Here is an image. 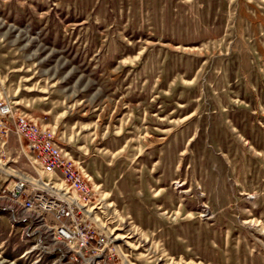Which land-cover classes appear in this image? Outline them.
Listing matches in <instances>:
<instances>
[{
  "label": "rangeland",
  "instance_id": "obj_1",
  "mask_svg": "<svg viewBox=\"0 0 264 264\" xmlns=\"http://www.w3.org/2000/svg\"><path fill=\"white\" fill-rule=\"evenodd\" d=\"M0 98L90 178L91 264H264V0H0ZM39 175L0 141V264H86L5 204Z\"/></svg>",
  "mask_w": 264,
  "mask_h": 264
},
{
  "label": "built area",
  "instance_id": "obj_2",
  "mask_svg": "<svg viewBox=\"0 0 264 264\" xmlns=\"http://www.w3.org/2000/svg\"><path fill=\"white\" fill-rule=\"evenodd\" d=\"M12 134L22 152L37 165L40 177L34 180H39V187H32V181L19 179L12 182L11 188H6V193L17 194L26 203L37 204L38 211L45 213L56 230V237H63L72 246L71 261L80 262L92 253L85 262L91 264L102 254L100 247L105 239L91 228L88 206L94 192L90 178L57 142L54 130L43 128L28 114H15L12 105L0 98V141L4 143ZM25 223V229L29 232L31 229L30 235L39 239L31 224L26 220Z\"/></svg>",
  "mask_w": 264,
  "mask_h": 264
},
{
  "label": "bare ground",
  "instance_id": "obj_3",
  "mask_svg": "<svg viewBox=\"0 0 264 264\" xmlns=\"http://www.w3.org/2000/svg\"><path fill=\"white\" fill-rule=\"evenodd\" d=\"M32 187H35V186L32 184ZM8 195H9L8 197L10 198L8 202L10 203L5 202V204L7 206L14 207L22 212L23 218L20 220V222L24 223L26 220L28 223L31 224V228L37 225V228H36L37 230H35V233H37L39 237H41V234L43 232L44 234L49 236L50 240L53 243V249L60 250L59 248H64L63 246H65L66 244L68 245V241L66 239H64L63 237H56V230H53L52 226L49 224V218L45 216V213L42 211H38L37 204L26 203V201L20 198V196H18L17 194H8ZM91 228L93 229L92 226ZM28 232H25V233H28ZM70 248H72V246H70ZM45 249H47V247ZM65 252L68 253V255L71 257L72 249L71 251L66 250ZM59 253L63 257L64 253H61V251ZM93 261H95V259H93Z\"/></svg>",
  "mask_w": 264,
  "mask_h": 264
},
{
  "label": "crops",
  "instance_id": "obj_4",
  "mask_svg": "<svg viewBox=\"0 0 264 264\" xmlns=\"http://www.w3.org/2000/svg\"><path fill=\"white\" fill-rule=\"evenodd\" d=\"M13 219L15 220V217H13ZM16 221V220H15ZM18 223H20V220L19 221H16ZM26 232V229H24V233Z\"/></svg>",
  "mask_w": 264,
  "mask_h": 264
}]
</instances>
